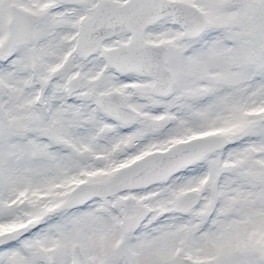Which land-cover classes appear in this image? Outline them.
Segmentation results:
<instances>
[{"label": "snow or ice", "instance_id": "6c2138e0", "mask_svg": "<svg viewBox=\"0 0 264 264\" xmlns=\"http://www.w3.org/2000/svg\"><path fill=\"white\" fill-rule=\"evenodd\" d=\"M0 264H264V0H0Z\"/></svg>", "mask_w": 264, "mask_h": 264}]
</instances>
